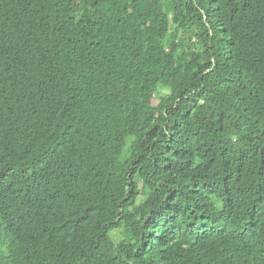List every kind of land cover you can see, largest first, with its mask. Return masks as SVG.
Here are the masks:
<instances>
[{
  "label": "trees",
  "instance_id": "trees-1",
  "mask_svg": "<svg viewBox=\"0 0 264 264\" xmlns=\"http://www.w3.org/2000/svg\"><path fill=\"white\" fill-rule=\"evenodd\" d=\"M0 264H264V0H0Z\"/></svg>",
  "mask_w": 264,
  "mask_h": 264
},
{
  "label": "rangeland",
  "instance_id": "rangeland-1",
  "mask_svg": "<svg viewBox=\"0 0 264 264\" xmlns=\"http://www.w3.org/2000/svg\"><path fill=\"white\" fill-rule=\"evenodd\" d=\"M166 94H167V89L166 88H163V87L159 88V90H158V95L159 96H164Z\"/></svg>",
  "mask_w": 264,
  "mask_h": 264
}]
</instances>
